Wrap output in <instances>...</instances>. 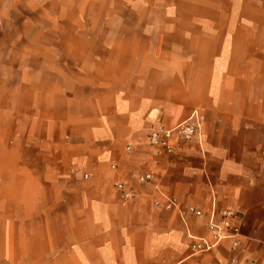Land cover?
I'll return each mask as SVG.
<instances>
[{"label": "crops", "instance_id": "0c3cea01", "mask_svg": "<svg viewBox=\"0 0 264 264\" xmlns=\"http://www.w3.org/2000/svg\"><path fill=\"white\" fill-rule=\"evenodd\" d=\"M33 1L0 0V264H264V25L241 8H201L215 23L174 38L168 21L181 11L152 8L149 29L155 12L168 17L157 39L80 54L90 40L57 38L66 55H48L29 33L81 27L31 17L83 9ZM195 114L199 139L148 143L150 127ZM221 211L238 215L239 236L196 252L192 237L213 242Z\"/></svg>", "mask_w": 264, "mask_h": 264}, {"label": "rangeland", "instance_id": "374dc122", "mask_svg": "<svg viewBox=\"0 0 264 264\" xmlns=\"http://www.w3.org/2000/svg\"><path fill=\"white\" fill-rule=\"evenodd\" d=\"M74 3L77 8L69 7V13L72 11L76 13L79 7L83 9V14L61 17L55 15L31 17V23L35 24L64 22L76 23L81 27V30L77 32L29 33L32 40L45 41L48 44V47L39 49V52L43 50V53L45 52L48 55H57L59 54L58 51H60L61 55L65 56V48L59 49L54 46L55 39L63 38L65 40L91 41L85 47H82V45L77 46L78 48H75L77 53L83 54L90 51V53L102 54L104 45L106 43L111 44L115 40L129 41L136 35L140 36L143 34L148 35L149 39H157L159 38V31L168 22L173 25L169 28L171 33L174 32V35L171 37L182 38L183 34H189L191 38H200L204 30L195 25L205 19L210 23H215L217 19L215 15H198V11L201 8H241L245 11H250L249 16L244 15L240 17L241 19L249 20V22L255 23L258 27L264 25V0H77ZM31 7L40 9L51 8L53 11L59 8L56 0H35L31 2ZM152 8L155 10L166 8L178 9L181 11V14L171 16L170 21L167 22L168 17L165 15V12H161V14L153 12L152 22L158 29H149L147 26L149 23L145 20L148 17L142 16V14H145ZM251 11H253V14ZM105 25H111V27L105 28ZM57 35L58 37H56ZM34 50L36 49L27 48L26 51L33 52ZM61 50H64V52ZM261 50H264V48H261ZM21 66L17 64V68ZM16 228L17 231L23 230L22 226H17Z\"/></svg>", "mask_w": 264, "mask_h": 264}, {"label": "built area", "instance_id": "2783aa9c", "mask_svg": "<svg viewBox=\"0 0 264 264\" xmlns=\"http://www.w3.org/2000/svg\"><path fill=\"white\" fill-rule=\"evenodd\" d=\"M201 134V124L198 120L197 115H193L190 119L185 121L184 123L178 125L173 129H166L162 125H154L150 127L147 131L146 139L150 145L155 147L164 146L167 150L171 151V146L167 143L170 138L176 136L183 141H193L195 139H199ZM141 183H149L153 181L151 175H145L139 178ZM117 188L123 192H125V185L123 183H119L116 185ZM125 197L130 200L134 198V194L132 192H125ZM167 209H179L178 203L175 199L167 198ZM191 213L196 216H203V212L194 208L189 209ZM221 220H217L216 212H212L209 221V229L212 233L213 242H209L203 238H196L198 243L194 246L196 252H207L214 249L221 241L226 239H232L240 234V227L235 224V220L238 215L232 211H221L220 213ZM238 245L237 242L234 244ZM254 264V263H251Z\"/></svg>", "mask_w": 264, "mask_h": 264}]
</instances>
